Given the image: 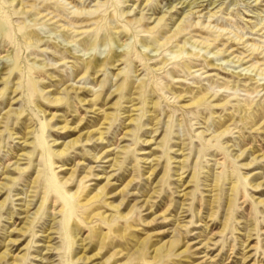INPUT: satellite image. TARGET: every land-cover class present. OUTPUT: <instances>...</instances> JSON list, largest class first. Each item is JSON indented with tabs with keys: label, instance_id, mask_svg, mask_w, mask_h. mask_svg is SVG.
Returning a JSON list of instances; mask_svg holds the SVG:
<instances>
[{
	"label": "rangeland",
	"instance_id": "rangeland-1",
	"mask_svg": "<svg viewBox=\"0 0 264 264\" xmlns=\"http://www.w3.org/2000/svg\"><path fill=\"white\" fill-rule=\"evenodd\" d=\"M1 255L264 264V0H0Z\"/></svg>",
	"mask_w": 264,
	"mask_h": 264
},
{
	"label": "bare ground",
	"instance_id": "bare-ground-1",
	"mask_svg": "<svg viewBox=\"0 0 264 264\" xmlns=\"http://www.w3.org/2000/svg\"><path fill=\"white\" fill-rule=\"evenodd\" d=\"M71 176L72 175H70L68 178H66V180H69L71 178ZM106 186H107V184H104V185L100 186L98 188V190H96V192L87 200V202H95V200H97V198L99 197V195L102 193V190H104L106 188ZM121 204H122V201H120L117 204L116 203L115 204L112 203V207L118 208ZM141 206H144V204H142ZM152 220H154V219H152ZM170 243H172V242H170V241L164 242L163 241L162 245L166 247V246H169ZM0 257H2V255ZM3 257H5V255H3Z\"/></svg>",
	"mask_w": 264,
	"mask_h": 264
}]
</instances>
